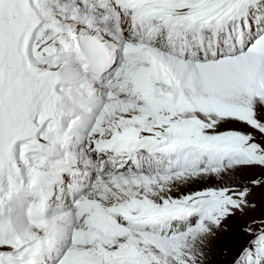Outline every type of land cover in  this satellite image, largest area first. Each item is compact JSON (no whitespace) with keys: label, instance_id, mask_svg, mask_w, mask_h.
Instances as JSON below:
<instances>
[{"label":"snow or ice","instance_id":"6c2138e0","mask_svg":"<svg viewBox=\"0 0 264 264\" xmlns=\"http://www.w3.org/2000/svg\"><path fill=\"white\" fill-rule=\"evenodd\" d=\"M261 187L264 0H0V264H264Z\"/></svg>","mask_w":264,"mask_h":264},{"label":"rangeland","instance_id":"374dc122","mask_svg":"<svg viewBox=\"0 0 264 264\" xmlns=\"http://www.w3.org/2000/svg\"><path fill=\"white\" fill-rule=\"evenodd\" d=\"M254 199L256 201H259V205H256V207L246 209L245 212L242 213H237L236 214V219L233 224V228L235 229L234 231H231L230 233L226 234L225 236V244L228 245L230 241H235L237 238L246 241L249 239L246 236H241L239 233V229L242 225L247 224L251 220V215L254 214V218H259L262 215H264V187L261 188H255L253 189V195ZM247 218V219H246ZM225 253L229 251L228 247H225L224 249ZM220 260L222 261L231 259V256L229 255H221Z\"/></svg>","mask_w":264,"mask_h":264},{"label":"bare ground","instance_id":"6f19581e","mask_svg":"<svg viewBox=\"0 0 264 264\" xmlns=\"http://www.w3.org/2000/svg\"><path fill=\"white\" fill-rule=\"evenodd\" d=\"M245 175H250V174L249 173H245ZM198 187H199L198 185L194 186V188H198ZM220 257H222V256H220Z\"/></svg>","mask_w":264,"mask_h":264}]
</instances>
